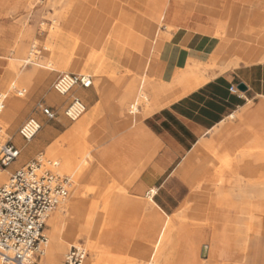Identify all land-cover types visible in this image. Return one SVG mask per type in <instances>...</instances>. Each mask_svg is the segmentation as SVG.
Returning a JSON list of instances; mask_svg holds the SVG:
<instances>
[{
  "label": "rangeland",
  "instance_id": "obj_1",
  "mask_svg": "<svg viewBox=\"0 0 264 264\" xmlns=\"http://www.w3.org/2000/svg\"><path fill=\"white\" fill-rule=\"evenodd\" d=\"M11 1L13 0H8L6 4ZM26 1L27 0H24V3L20 5L26 7L22 11H17L16 9H0V56L4 58L0 60L1 90H3L2 88L4 82L8 84L10 83V78L14 73L11 67L13 64H17L19 62V58L22 57L21 52L23 49L26 50L30 49L31 46H35L36 51L34 53L37 56L40 65L36 67L23 65V67H21L20 69L22 75L24 73L31 72L32 68H35L40 72L46 71L45 69L47 68V66L53 64L56 58L63 59L64 66L67 60L71 59L70 56H65L64 54L51 56L49 52L46 51L52 45L51 34L53 28L56 25L55 22L59 17H63V19L72 21L74 27H85L90 31V33H93L94 35H97L99 37L104 34L103 36H101V38L98 37L99 39H101L100 42L102 43L100 46H85L88 48H92L98 55L99 58L95 60V65L106 67V82H108L109 86H113L114 89L109 93L110 98H115V95L119 93L120 90L122 91V88H118V86H121L123 82L135 81L134 88L138 89L141 76H148L147 73L153 67L155 61L157 60L161 46L165 41L168 40L170 35V33L166 36L163 35L165 33L163 30L160 32V36H163L164 39L157 40L156 44L154 45L155 49L152 51V55L149 58L143 53V51L149 47V43L145 44L144 41H141L134 44L131 40H133L134 37H141L140 32L144 31V29L150 22L138 15L127 11L126 6L122 4V13H119L117 15L118 17L116 18L113 17L114 14L107 13L105 15L101 13V10H97L95 8L92 10H82L79 12L76 10V8H66L64 7V2L66 0H34L32 2L28 1V3ZM108 1H110L111 3L117 2V0ZM168 2L170 3V0H168ZM169 7L170 6H168V9ZM249 9V13L252 14L248 19L249 27H252L251 24L255 25L256 21H264V1L260 4H252ZM99 16H104V19L107 17H112L111 20H113V22L108 20L106 21V23L97 25L93 20ZM82 19L87 20V23L85 25H81L80 22ZM188 19L189 14L184 13L181 14L179 21L181 23H186ZM151 25L153 26L155 24ZM115 26H118L120 30H118L117 33H112ZM254 29V37L256 39L262 38V40H264V27L262 29H260L259 27ZM61 33V30H58L56 34L58 44L63 43V36ZM125 40H128L130 42H127L128 44H124L123 41ZM125 52L129 53L131 56L128 62L124 58V56L126 55L124 54ZM262 54H264V50ZM238 55L242 56V54ZM241 60L239 61L241 62ZM239 61L238 64L240 63ZM124 66H127L129 70L126 71ZM51 69L47 71L48 76L44 81V84H42L43 86L41 85L40 89L37 92L27 94L25 99L27 108L20 111L17 114L16 118H14L10 127L6 131V134L8 136H3L0 132V135H2V142L10 141L21 150L19 160H16L8 168H6L8 171L16 169L28 156H33V154L29 155V147H32L34 153V147L39 144L38 137L45 135L47 131L50 130L45 129L40 132L37 137L34 138L31 142L24 143L17 135L18 128L25 121L24 120L22 123H17V118L20 115L25 113L28 116L27 118H35V115L39 113L38 104H44L46 106L52 107L53 110L58 114L57 119L54 122L55 128L58 129L63 136H65L66 133L68 134L69 129L77 122L76 121L74 123H71L62 115L63 108L67 104H64L63 101L69 99L70 96L65 97L64 100L56 106L50 105L46 102L47 97L55 95V93L52 91V84L58 74L61 73L58 67H53ZM134 70L135 73H133ZM75 74H82L85 76L90 75L92 77V88L86 90L85 93L94 94V98H98L97 78H94L93 74L90 72ZM218 74L221 73L213 68L206 72V76L208 79H211ZM1 90L0 94L2 92ZM133 102L131 101L129 104L123 105L122 116L128 120L135 119L136 121H138L144 114L143 106L142 104L138 105L139 111L135 113V109L137 108H130V105L133 104ZM260 102L264 103V99L260 100ZM85 105L87 104L85 103ZM249 106L253 107V104H250ZM239 114L234 115V117H231V119L227 120V122L222 125V127L224 126L228 128L227 132H224L225 138L222 133L223 131H214L209 135V138H207V140H203L207 143L214 142V144L216 145V149L214 151H207L204 148L200 147L196 155L193 156L194 159L188 166L189 170L197 172L199 169H207L208 166H219L220 158L225 153L239 154L241 152H260L264 154V122L261 124L256 123L255 125H252V131H249L243 127L241 121L239 120ZM83 117L84 116H82L80 119H82ZM45 124L51 125L48 121L45 122ZM93 132L86 137L88 138L87 142H84L85 138H75L73 142L60 147L57 152L49 153L50 150L46 152V150L44 151L43 149V151L34 156L32 160H40L43 163H45L46 161H50L52 164H54V167H51L50 170L58 175L61 174L59 176L66 177L69 180L68 188L70 190L68 189V194L70 195H68V199H74V201L76 202H83L82 200H85L87 201V203H89V211L88 213L86 212V217L88 218H91L93 216L92 211L100 212L105 208L108 209L109 205H111V202L107 200V197L119 196L120 193H122V188H124L128 184V179H125V177H121L118 180L113 181L103 171L101 173L100 170H98L97 166L92 165V159L98 158L102 153L110 152V154H116L115 156L122 155L123 144L120 143L121 138H91ZM63 136L59 137L63 138ZM59 137L56 140H58ZM229 138L245 139L233 143V145L231 146L230 142H227ZM82 146H86V148H89L92 154L91 158L88 160V170L92 165V173L88 180L84 183V186L88 187V190L86 192L83 186L84 174H81V176H79V178L77 179V184H74L73 182L74 174L79 171L78 167L70 166L68 167V169H63L60 160H56L54 158H57L60 155V157H64L65 159L69 158L72 161L79 160V152ZM10 176L11 174L8 175L5 184L6 182H8ZM136 181L137 180H135L133 183H130V187H132L133 184L136 183ZM168 183L170 189L167 191L161 190L160 192H158L159 196H156L154 198V201L156 203H159V199H163L168 203V206H159V208L155 207V218L157 219V221H159V227L156 231H153L150 226H148L147 213L149 212V210L145 209V207H142L141 205V207H139L137 211H134L133 209L130 210L121 205L115 206L113 204V211L111 210L108 212V210H106L107 214H105L104 216H106L107 218L112 217L117 219V229L113 234V238H102L97 248V252L99 253V255L106 256L105 258L110 260V262H107L106 264H139L133 259V251L142 248V246L147 243L149 244L148 255L150 254L161 224L166 219V216L170 217V219H172L177 225L180 224L181 232L185 234L184 240L187 241L189 250L190 247H194L195 251L196 249L198 251V249L200 248L199 252H195L194 254V257L197 261L193 260L191 263H189L186 260H183L181 262V260L178 259V254L181 251H186V249L182 248L179 243L180 240L176 239L177 250L176 253L174 252L175 255L173 254V256L177 255V258L171 261V264H264V239L257 240V236H254L249 240L248 246L244 251L234 252L231 247L232 240L231 238H227L220 240V242L217 244L220 245V247L213 250L211 249L210 255L202 256V247L213 245L210 240L212 238V235H216L218 233L217 228L220 223L210 222L211 216H199L198 219H196L194 213L192 214L190 212V208H187L189 206L188 202L192 196L191 186L193 182H186L176 174ZM1 184L4 183H0V185ZM90 188H92V190H90ZM200 193L202 197L208 199H214V197H221L223 195L228 196L229 200L235 203V209H245L249 212H247L249 216L264 219V195L260 196V191L248 192L241 189L238 190L229 188L228 190L223 189V191L214 189V191H202ZM145 194L146 192H143L141 196H134L135 194L130 191V188L125 190L124 193V195L130 197L131 199L142 202L140 204L146 202L147 199ZM262 194H264V192H262ZM85 201L84 203H86ZM236 215L237 217L239 216L238 213H236ZM69 222L73 223L74 219H69ZM78 233H81L82 236L84 235L83 237H85V239L81 237L77 242V246L82 245L87 252V258H89V250L87 249L86 244L88 231L79 229ZM197 233L199 236L197 235ZM69 249L65 250V253H62L57 264L63 263L64 257ZM126 258H128V260ZM119 259H121V261ZM158 264H164V262H160Z\"/></svg>",
  "mask_w": 264,
  "mask_h": 264
},
{
  "label": "crops",
  "instance_id": "obj_2",
  "mask_svg": "<svg viewBox=\"0 0 264 264\" xmlns=\"http://www.w3.org/2000/svg\"><path fill=\"white\" fill-rule=\"evenodd\" d=\"M7 1L0 0V9H16L17 11H22L26 8L20 6L24 3V0H13L6 4ZM263 1L251 0L249 4H245L240 0H236L231 12L232 21L240 25H247L248 19L246 20V17L251 14L249 13L250 6L252 4H260ZM26 2L28 3V0ZM168 6V0H129L126 8L127 11L151 23L158 24L166 14ZM69 8H76L78 12L95 8L101 10V13L105 15L107 13L114 14L113 17L116 18L119 14L116 13L117 2L111 3L108 0H74ZM235 14L239 17L235 18ZM103 17L99 16L95 18L93 20L94 23L100 25L106 23L108 20L113 22L111 20L112 17H107L109 19L105 18L106 20ZM80 23L81 25H85L87 20L82 19ZM263 23V20L260 22L256 21L255 25L251 24V28H253L251 32H244V34L240 35V40L247 43L248 48L242 55V60L237 67L214 76L203 86L178 99L173 100L171 95L164 97V101L167 102L165 106L154 110L150 114L144 113L138 121L135 119L128 120L122 116V107L126 104L123 102L126 97L125 88H122V91L120 90L115 95V98H110L109 96V93L114 89L113 86H109L108 82L105 83L104 96L101 97L98 92V98L96 99L94 98V94L85 93L86 90L76 88L72 91L70 97H78L87 104L86 113L83 115L85 116L83 120L85 131L73 138H85L84 142H87L88 138L86 137L93 131L91 138H121L120 143L123 144L122 155L115 156L116 154L106 152L102 153L98 158L92 159V165L97 166L98 170L101 173L103 171L107 174L111 180L116 181L121 177L128 179V184L126 183L127 185L122 188V193L120 195L118 194L119 196L107 197V200L111 204L115 206L121 205L134 211H137L141 206L145 207V209L149 210L147 213L149 217L153 213V210L150 208L153 204L150 201L157 207L168 206L165 200L159 199V203H156L154 198L159 196L158 192L161 190L167 191L170 189L168 182L177 174L182 180L193 182L191 186L192 196L187 208H190V212L192 214L194 213L196 219L199 216L205 217L204 210L211 205L213 199L202 197L200 192L204 191V189L208 191L217 189L219 185L217 172L219 169L214 166H208L207 169H199L196 172L188 168L183 169L181 165L188 156L194 152L197 153L200 147L203 148L202 144L206 143L203 140H207L209 135L214 131H223L222 133L225 138L224 132L228 128L222 127V125L231 119V117L239 114L250 104H253V107L264 104L260 102V100L264 99V61L261 60L264 58V54H262L264 40L254 37V28L259 27L262 29L264 27ZM60 30L69 38L89 47L100 46L102 43L99 38L104 35L102 34L99 37L90 33L85 27H74L72 21L67 19L63 20ZM217 46L218 41L212 37L204 36L190 29H179L170 33L168 40L163 43L159 50L157 60L147 74L157 82L169 83L173 79L174 74L177 71L183 70L189 61L206 63ZM1 59L4 58L0 56ZM133 73H135V70ZM130 83L132 82H123V85ZM240 84L245 87L244 92L238 91L236 94L230 93V87L234 86L237 89ZM54 96L52 102H46L56 106L64 100V98ZM69 99L64 100L63 103H68ZM138 111L136 109L135 113ZM27 117L25 113L20 115L17 118V123H22ZM35 118L42 124V130L40 132L45 129L50 130L45 135L38 137L39 144L34 147V153L32 147H29V155L33 154V156H28L16 169L9 171L11 175L26 165L27 162L32 161L33 157L43 151V149L46 152L49 151V148L63 136L55 128L54 122L57 118L54 121H48L40 113L36 114ZM47 121L51 125H46L45 122ZM58 137L59 139L56 140ZM57 158L60 161L65 160L60 155ZM91 166L89 170L84 172L83 186L91 176ZM135 180H137L136 183L130 187V183H133ZM205 180L206 182H204ZM129 188L135 194L134 196H141L143 192H146V202L140 204L142 202L135 201L124 195L125 190ZM234 189H241L248 192L260 191V196L264 195L262 194L264 187L253 189L245 186L239 188L234 187ZM84 190L86 192L88 187L84 186ZM152 190L156 192L149 199V194ZM230 203L235 208V203L231 202V200ZM236 213V210H234L233 217H237ZM210 216V222H220L221 219L223 220V216L218 218H215L213 215ZM260 220L264 222V219ZM184 236L185 234L180 230L178 239L180 240L181 247L186 249V251H181V254L185 256V261L186 256L189 254V248L187 241L184 240ZM254 236H257V240L264 239V235L253 234L250 235L248 243ZM207 247L209 250V246ZM199 250L200 248L198 251L197 249L195 251L194 247H190V252L193 255L195 252L198 253Z\"/></svg>",
  "mask_w": 264,
  "mask_h": 264
},
{
  "label": "bare ground",
  "instance_id": "obj_3",
  "mask_svg": "<svg viewBox=\"0 0 264 264\" xmlns=\"http://www.w3.org/2000/svg\"><path fill=\"white\" fill-rule=\"evenodd\" d=\"M28 1L32 2L34 0ZM73 1L74 0H66L64 2V7L69 8ZM128 1L129 0H118L116 13H122L121 10L123 7H121V4L127 6ZM235 1L236 0H170V7L163 18H161V22L153 26L151 24L154 23L150 22L144 31L140 32L141 37H134L133 40H131L132 43L136 44L141 41H144L145 44L149 43V47L144 50L143 53L150 58L152 51L155 49L154 45L157 40L164 39L163 36H160L162 30L165 32L163 35L166 36L179 29H190L204 36L214 38L219 42L218 46L209 56L206 63L189 61L183 70L177 71L174 74L173 79L169 83L157 82L153 81L149 76H141L138 89L134 88L135 81H132V83L127 85L122 84L119 87L125 88L126 91V97L123 101L124 104H129L134 100L133 104L130 105V108L136 107L138 109V105L142 104L143 112L145 114H150L154 110L167 104V102L164 101V97L171 95L172 99L175 100L203 86L209 80L206 76L208 70L213 68L218 72L223 73L237 66L238 61L242 58V56H239L238 54L243 55L248 48V44L242 42L239 37L241 34H244V32H251L253 28L248 25L249 23L247 19H249V15L246 17L247 25H240L232 21L231 12ZM240 1L245 4L251 2V0ZM184 13L189 14V19L186 23H181L179 19L181 14ZM235 15V18L239 17L237 14ZM63 20V17H59L55 22L56 25L51 34L52 45L46 51H48L51 56L64 54L65 56H70L71 59L67 60L64 66L63 59L56 58L53 64L47 66L48 69L46 68V71L40 72L37 69L32 68L31 72L22 75L20 69L23 65H29L32 67L40 65L38 58L34 53L36 51L35 46H31L30 49L22 50V57L19 58V62L13 64L11 67L14 73L10 78V83L8 84L4 82L3 90L0 89L2 91L0 95L4 99V107L0 113V128L3 136H8L6 131L10 127L14 118H16L20 111L27 108L25 100L27 94L37 92L40 89L48 76L47 71L53 67H58L61 73H92L93 77L97 78L98 81L99 95L101 97L104 96L106 67L95 65V60L99 58L95 51L78 41L73 42L75 40L69 38L63 33H61L63 36V43H57L56 34L57 31L60 30ZM118 30H120V28L115 26L113 32L117 33ZM127 42L129 43L130 41H123L124 44H128ZM124 54H126V57L124 56V58L128 62L131 56L127 52ZM261 60L264 61V58ZM124 68L126 71L129 70L127 66H124ZM89 77L91 76L89 75ZM54 97L55 96L47 97L46 101L52 102ZM238 116L243 127L252 131V125L264 122V104L257 107H246ZM84 117L76 122V124L68 131V134L66 133L67 136H63V138H60L49 148V153L57 152V150L63 145L73 142L75 139L73 137L84 133ZM243 139L244 138H229L228 141L232 146L233 143ZM202 146L207 151H214L216 149L214 142H206L203 143ZM91 155L90 149L86 148V146H82L79 152V160L72 161L69 158H66L65 160L60 161L63 169H68L70 166L78 167L79 171L74 174V184H77L79 176L88 170V160L91 158ZM194 155H196L195 152L188 156L184 161L181 165L183 169L188 168L194 159ZM54 158L56 160L58 159L56 157ZM214 167L219 169L217 172V177L219 178L217 190H228V187L239 188L248 186L253 189L264 187L263 153H225L220 158L219 166ZM9 174L8 170L0 169V183L5 184ZM204 182H206V180ZM204 191L209 192L207 189H204ZM155 192V190L150 192L149 199L154 196ZM82 201L83 202H76L74 199H68L67 196V198L55 209V212L53 211L50 213L45 222L46 229L44 231L45 236L47 235V244L44 248L39 264H57L65 250L77 247V242L84 236H82L81 233H78L79 229L88 231L86 244L90 256L89 258H86L84 264H106L107 262H110V260L105 258L106 256L99 255L97 248L102 238H113V234L117 229V219L104 216L107 214L106 210H108V212L111 210L113 211V205H109L108 209L105 208L100 212L92 211L93 216L88 218L86 217V212L88 213L89 211V203L85 200ZM84 201L86 203H84ZM150 202L153 204L150 206L153 213L147 218V222L148 226H150L153 231H156L159 227V221L155 218V207H159L154 205L152 201ZM234 210L239 214L238 217H233ZM247 212L248 211L245 209H235L231 206L228 196L223 195L221 197H214L211 205L204 210V215H213L215 218L223 216V220L221 219L219 222L220 225L217 228L218 233L212 235L210 241L213 245L209 246V250L208 247H202L201 253L204 251L205 255H207V253L210 255L211 249L213 250L220 247V245H217L220 240L227 238H231V247L234 252L244 251L247 248L248 239L251 234L264 235L263 222L259 218L249 216ZM71 218L74 219L73 223L69 222V219ZM180 230V224L177 225L172 219H170V217L166 216V219L161 224L150 254L148 255L149 244L146 243L142 248L133 251V259L139 264H158L160 262L171 264V261L177 258V255L173 256V254L175 255L177 250L176 238H179ZM83 238L85 239V237ZM178 257V259L184 260L185 256L180 252ZM126 259L128 260V258ZM119 260L121 261V259ZM186 260L189 263L196 260L190 250L189 254L186 256Z\"/></svg>",
  "mask_w": 264,
  "mask_h": 264
},
{
  "label": "built area",
  "instance_id": "obj_4",
  "mask_svg": "<svg viewBox=\"0 0 264 264\" xmlns=\"http://www.w3.org/2000/svg\"><path fill=\"white\" fill-rule=\"evenodd\" d=\"M76 88H92L89 76L60 73L52 84V91L59 97L70 96ZM230 93L238 90L232 86ZM0 95V113L4 107ZM39 113L48 121L58 114L52 107L38 104ZM86 113V105L78 97H70L62 111L71 123ZM42 130L41 122L27 118L18 128L17 135L24 143L31 142ZM1 132V128H0ZM21 150L10 141L2 142L0 135V169L8 168L19 159ZM54 164L32 161L15 171L7 184L0 185V261L1 264H38L47 244L45 222L68 196L69 180L52 170ZM87 252L82 245L68 250L62 264H84Z\"/></svg>",
  "mask_w": 264,
  "mask_h": 264
},
{
  "label": "water",
  "instance_id": "obj_5",
  "mask_svg": "<svg viewBox=\"0 0 264 264\" xmlns=\"http://www.w3.org/2000/svg\"><path fill=\"white\" fill-rule=\"evenodd\" d=\"M237 89H238V91H240V92H244V91H245V87H244L242 84L238 85ZM201 254H202V256H205L204 251H202Z\"/></svg>",
  "mask_w": 264,
  "mask_h": 264
}]
</instances>
